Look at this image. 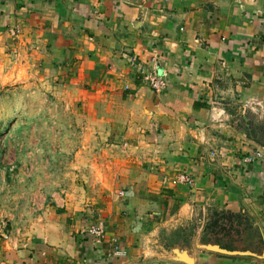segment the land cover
I'll list each match as a JSON object with an SVG mask.
<instances>
[{"label": "crops", "instance_id": "obj_1", "mask_svg": "<svg viewBox=\"0 0 264 264\" xmlns=\"http://www.w3.org/2000/svg\"><path fill=\"white\" fill-rule=\"evenodd\" d=\"M21 53L77 111L86 175L0 234V264H264V157L243 162L264 153L247 129L264 124V0H0L7 75ZM224 215L248 222L241 249L207 245Z\"/></svg>", "mask_w": 264, "mask_h": 264}, {"label": "rangeland", "instance_id": "obj_2", "mask_svg": "<svg viewBox=\"0 0 264 264\" xmlns=\"http://www.w3.org/2000/svg\"><path fill=\"white\" fill-rule=\"evenodd\" d=\"M22 57V53L13 54L10 59L14 68L12 65L9 70H13L14 75H7L8 68L3 67L5 62H0V234L32 219L42 203L51 205L48 198L58 189H63L71 179L86 175L77 165V161L82 160L72 151L83 141L80 136H86L77 111L67 107V96L54 84L55 77L37 75V64L33 62L31 75L25 76ZM249 121L247 127L253 124L254 133L263 136L264 124L260 125L261 130L255 125V117L253 120L250 117ZM253 127L247 128L250 134ZM103 147L100 143L94 152L82 157L100 161ZM263 157L264 153L258 152L252 162ZM44 198L47 201L43 202ZM234 219L237 223L234 221V226L231 222L230 228L221 220L214 221L219 225L215 229L213 223L208 225L205 230L209 237L207 245L225 247L227 251L233 247L241 249V231L248 222L241 216ZM223 226L232 233L221 234ZM246 236L244 231L243 240Z\"/></svg>", "mask_w": 264, "mask_h": 264}, {"label": "built area", "instance_id": "obj_3", "mask_svg": "<svg viewBox=\"0 0 264 264\" xmlns=\"http://www.w3.org/2000/svg\"><path fill=\"white\" fill-rule=\"evenodd\" d=\"M153 63H156L155 60L152 61ZM145 80L147 82V84L149 85V87L156 91V92H161L164 91L167 87V74L164 71H159L158 70V66L157 68H153L148 75L145 76ZM252 158H246L243 160L244 163H249L252 162ZM179 182L181 183H187L189 185L193 184V181L188 178L185 175H181L178 178ZM87 232L89 235L93 236V237H102L103 236V230L101 226H97V225H90L87 229ZM5 239H7V237H5Z\"/></svg>", "mask_w": 264, "mask_h": 264}, {"label": "trees", "instance_id": "obj_4", "mask_svg": "<svg viewBox=\"0 0 264 264\" xmlns=\"http://www.w3.org/2000/svg\"><path fill=\"white\" fill-rule=\"evenodd\" d=\"M220 219H216V220H221V222L222 223H229L230 224V227L232 226L231 225V219L229 218V216H221V217H219ZM224 218H228V219H224ZM219 225H218V222L216 221V223H214L213 224V227H214V229L215 228H217ZM230 227H228V228H230ZM221 234H231L232 233V230L230 231V230H226V227L225 226H223V229H222V231L220 232ZM226 249H228V248H226Z\"/></svg>", "mask_w": 264, "mask_h": 264}]
</instances>
